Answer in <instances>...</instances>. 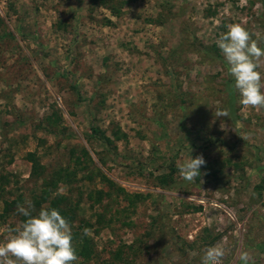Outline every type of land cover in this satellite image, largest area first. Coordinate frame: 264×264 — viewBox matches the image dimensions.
Segmentation results:
<instances>
[{"label": "rangeland", "instance_id": "1", "mask_svg": "<svg viewBox=\"0 0 264 264\" xmlns=\"http://www.w3.org/2000/svg\"><path fill=\"white\" fill-rule=\"evenodd\" d=\"M237 22L264 48V0H0V242L58 193L74 264H264V107L216 43Z\"/></svg>", "mask_w": 264, "mask_h": 264}, {"label": "clouds", "instance_id": "2", "mask_svg": "<svg viewBox=\"0 0 264 264\" xmlns=\"http://www.w3.org/2000/svg\"><path fill=\"white\" fill-rule=\"evenodd\" d=\"M227 31L220 34L216 43L221 50L234 78L240 103L245 107H264V48L259 46L260 37L254 39L244 24L229 23ZM215 117H229L227 109L217 108ZM241 125L237 123V127ZM244 140L247 136H241ZM206 161L203 155L193 158L190 154L178 162L180 177L195 181L200 177L201 166ZM18 205L17 211L26 219L7 229V235L0 242V264H74L78 260L73 244V231L69 221L60 210L42 207L36 214L30 200ZM87 235V229L84 230ZM225 248L214 245L206 248L200 264H222ZM239 260L243 264H254V258L242 251Z\"/></svg>", "mask_w": 264, "mask_h": 264}, {"label": "trees", "instance_id": "3", "mask_svg": "<svg viewBox=\"0 0 264 264\" xmlns=\"http://www.w3.org/2000/svg\"><path fill=\"white\" fill-rule=\"evenodd\" d=\"M91 132L93 134H99L101 137V132L98 128H91ZM33 161V160H32ZM55 182H53L52 180L46 183L47 188L44 190L42 198H39L38 200L35 201V203L39 206L41 205L42 202L47 201L49 198V192L48 186H52L54 185ZM63 200V196L61 194L56 193L54 197L50 198L47 201V205L44 206V208H51V207H55L57 209L60 210L61 214L69 221L70 224L73 223L74 218H75V214L72 212L71 208H64L63 206H61ZM4 208H3V213H0V218H4L5 216H7V214L9 213L10 209L12 208V206L16 203L15 200L12 201H5L4 202ZM74 236H77L78 233L77 232H73Z\"/></svg>", "mask_w": 264, "mask_h": 264}]
</instances>
